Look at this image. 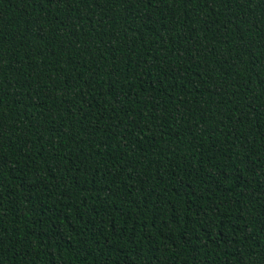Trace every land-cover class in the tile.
<instances>
[{
  "label": "trees",
  "instance_id": "16d2710c",
  "mask_svg": "<svg viewBox=\"0 0 264 264\" xmlns=\"http://www.w3.org/2000/svg\"><path fill=\"white\" fill-rule=\"evenodd\" d=\"M0 264H264V0H0Z\"/></svg>",
  "mask_w": 264,
  "mask_h": 264
}]
</instances>
